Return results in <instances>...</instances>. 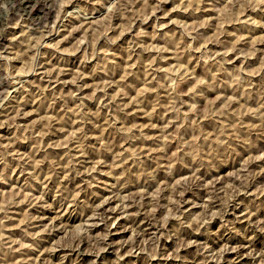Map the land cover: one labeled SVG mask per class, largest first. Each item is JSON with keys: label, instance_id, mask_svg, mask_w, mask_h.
Segmentation results:
<instances>
[{"label": "rangeland", "instance_id": "rangeland-1", "mask_svg": "<svg viewBox=\"0 0 264 264\" xmlns=\"http://www.w3.org/2000/svg\"><path fill=\"white\" fill-rule=\"evenodd\" d=\"M262 255L264 0H0V264Z\"/></svg>", "mask_w": 264, "mask_h": 264}, {"label": "bare ground", "instance_id": "bare-ground-1", "mask_svg": "<svg viewBox=\"0 0 264 264\" xmlns=\"http://www.w3.org/2000/svg\"><path fill=\"white\" fill-rule=\"evenodd\" d=\"M122 1V0H121ZM127 1V0H126ZM34 160V159H33ZM43 160V159H42ZM33 168V167H32ZM43 168V167H42ZM37 170V169H36ZM40 170V169H39ZM38 171V170H37ZM43 173H45V172H43ZM45 186V185H44ZM211 186V185H210ZM212 194V193H211ZM130 204V203H129ZM100 212V211H99ZM262 212V211H261ZM31 218V217H30ZM256 219V218H255ZM124 249V248H123ZM239 249V248H238ZM109 251V250H108ZM124 251V250H123ZM235 251H236V249H235ZM239 252H241L240 250H238ZM237 251V252H238ZM263 256V255H262ZM264 257V256H263ZM219 261V260H218Z\"/></svg>", "mask_w": 264, "mask_h": 264}]
</instances>
